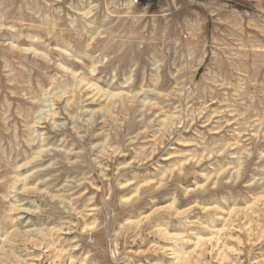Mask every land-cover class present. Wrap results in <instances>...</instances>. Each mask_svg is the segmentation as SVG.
I'll return each instance as SVG.
<instances>
[{
    "label": "rangeland",
    "instance_id": "rangeland-1",
    "mask_svg": "<svg viewBox=\"0 0 264 264\" xmlns=\"http://www.w3.org/2000/svg\"><path fill=\"white\" fill-rule=\"evenodd\" d=\"M0 264H264V0H0Z\"/></svg>",
    "mask_w": 264,
    "mask_h": 264
},
{
    "label": "built area",
    "instance_id": "built-area-1",
    "mask_svg": "<svg viewBox=\"0 0 264 264\" xmlns=\"http://www.w3.org/2000/svg\"><path fill=\"white\" fill-rule=\"evenodd\" d=\"M133 6H137L141 3V0H131Z\"/></svg>",
    "mask_w": 264,
    "mask_h": 264
}]
</instances>
